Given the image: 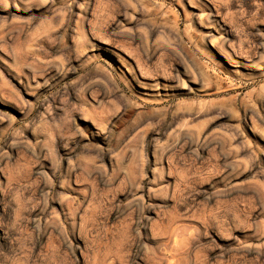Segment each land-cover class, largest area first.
Here are the masks:
<instances>
[{
  "label": "rangeland",
  "instance_id": "rangeland-1",
  "mask_svg": "<svg viewBox=\"0 0 264 264\" xmlns=\"http://www.w3.org/2000/svg\"><path fill=\"white\" fill-rule=\"evenodd\" d=\"M0 264H264V0H0Z\"/></svg>",
  "mask_w": 264,
  "mask_h": 264
}]
</instances>
